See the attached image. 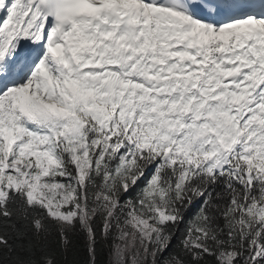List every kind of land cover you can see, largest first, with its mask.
Masks as SVG:
<instances>
[{
	"label": "snow or ice",
	"instance_id": "1",
	"mask_svg": "<svg viewBox=\"0 0 264 264\" xmlns=\"http://www.w3.org/2000/svg\"><path fill=\"white\" fill-rule=\"evenodd\" d=\"M0 264H264V0H0Z\"/></svg>",
	"mask_w": 264,
	"mask_h": 264
}]
</instances>
